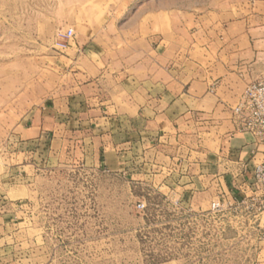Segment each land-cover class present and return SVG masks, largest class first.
Masks as SVG:
<instances>
[{
    "label": "rangeland",
    "instance_id": "obj_1",
    "mask_svg": "<svg viewBox=\"0 0 264 264\" xmlns=\"http://www.w3.org/2000/svg\"><path fill=\"white\" fill-rule=\"evenodd\" d=\"M243 5L0 0V264H264L263 199L241 198L236 178H220L237 169L214 158L220 132L197 126L158 142L140 134L150 126H132L127 136L122 123L94 121L108 116L103 102L122 99V84L105 77L103 99L85 102L77 91L89 60L70 50L97 22L99 59L117 47L121 60L149 61L156 51L146 44L159 27L165 43L183 44L205 11H248ZM67 29L75 38L58 50L57 34ZM158 56L169 59L171 48ZM44 107L71 120L63 136L29 141L31 112Z\"/></svg>",
    "mask_w": 264,
    "mask_h": 264
},
{
    "label": "crops",
    "instance_id": "obj_2",
    "mask_svg": "<svg viewBox=\"0 0 264 264\" xmlns=\"http://www.w3.org/2000/svg\"><path fill=\"white\" fill-rule=\"evenodd\" d=\"M241 1L248 11L237 7L229 12L205 11L198 16L199 20H193L186 29L188 41L183 44L165 43L159 27L154 32V45L146 44V51L150 47L156 51L155 59L149 61L147 58L134 63L126 58L128 55L121 60L117 47L108 48L114 50L108 60L99 59L94 51L104 47L96 41L103 31L97 22L83 28L70 50L89 60L90 68L80 74L85 84L77 91L85 102L103 99L105 77L122 84V99L102 103V113L108 118L100 116L94 121L122 123L127 136L131 135L132 126H150L154 130L140 134L147 139L155 136L158 142H165L170 133L185 128L202 126L203 130H217L221 152L214 158L237 168L231 173L224 171L220 178L226 184L229 178H236V194L241 198L260 196V200L264 195L254 193L251 178L255 165L264 161V145L256 144L251 135L239 130L233 109L247 84L264 76V0ZM163 14L159 12L162 18ZM109 32L120 31L114 25ZM149 36L151 33L143 37ZM131 46L125 44L124 48ZM170 48L169 59L158 56L160 51ZM93 56L96 58L90 59ZM66 114L68 111L53 107L33 110L25 130L29 141L41 142L50 138L51 133L52 137L63 136L65 123L71 120Z\"/></svg>",
    "mask_w": 264,
    "mask_h": 264
},
{
    "label": "built area",
    "instance_id": "obj_3",
    "mask_svg": "<svg viewBox=\"0 0 264 264\" xmlns=\"http://www.w3.org/2000/svg\"><path fill=\"white\" fill-rule=\"evenodd\" d=\"M74 38L72 29L58 33L55 48L68 49ZM233 113L238 118L239 130L251 135L256 144L264 145V76L247 84ZM251 186L254 193L264 195V161L254 167ZM260 202L259 209L264 204V198ZM139 207L143 208L144 205L141 204Z\"/></svg>",
    "mask_w": 264,
    "mask_h": 264
}]
</instances>
